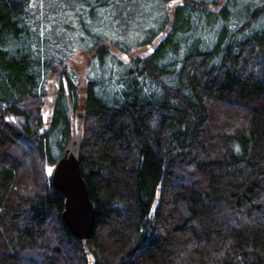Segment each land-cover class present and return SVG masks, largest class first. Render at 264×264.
I'll return each instance as SVG.
<instances>
[{
    "label": "trees",
    "instance_id": "obj_1",
    "mask_svg": "<svg viewBox=\"0 0 264 264\" xmlns=\"http://www.w3.org/2000/svg\"><path fill=\"white\" fill-rule=\"evenodd\" d=\"M169 1L0 0V264H264V0ZM80 104L87 239L49 171Z\"/></svg>",
    "mask_w": 264,
    "mask_h": 264
},
{
    "label": "water",
    "instance_id": "obj_2",
    "mask_svg": "<svg viewBox=\"0 0 264 264\" xmlns=\"http://www.w3.org/2000/svg\"><path fill=\"white\" fill-rule=\"evenodd\" d=\"M148 48L151 49L150 45ZM120 57L126 59L128 56L122 54ZM45 115L44 113V117ZM75 117L77 118L76 134L68 141L62 156L55 163L51 173V183L64 195L61 216L65 227L75 237L87 239L93 228L94 210L79 168L83 111L76 110Z\"/></svg>",
    "mask_w": 264,
    "mask_h": 264
},
{
    "label": "rangeland",
    "instance_id": "obj_3",
    "mask_svg": "<svg viewBox=\"0 0 264 264\" xmlns=\"http://www.w3.org/2000/svg\"><path fill=\"white\" fill-rule=\"evenodd\" d=\"M180 4H181L180 0H170L167 3V7L170 9H173ZM260 24L264 27V20H262L260 22ZM158 41H159L158 39H154L150 43H145V44L141 45L140 47L134 49L131 52L124 53L123 51H121L118 53V55L126 54L128 57H133L136 55L140 56V57H145L148 54H150V51H152V49L158 43ZM148 45H150L151 49L148 48ZM122 61L126 62L127 60H122ZM71 65L75 68L77 74L81 76V80H80L79 84H81V86H84V84H85L84 83V70L86 68V62H84V56L81 55V53L78 51L75 52V54L71 58ZM47 88H48L47 90H48L49 95H51L53 93V91L55 89H57V86H56L55 82L50 80V82H48V84H47ZM76 110H82L83 111L84 109H83L82 105L80 104ZM76 110H74L73 108L71 109V114H72V117L74 119L73 135L76 134V123H77V118L75 117V111ZM81 129H82V127H81ZM52 170H53V166L51 167V172H52Z\"/></svg>",
    "mask_w": 264,
    "mask_h": 264
},
{
    "label": "snow or ice",
    "instance_id": "obj_4",
    "mask_svg": "<svg viewBox=\"0 0 264 264\" xmlns=\"http://www.w3.org/2000/svg\"><path fill=\"white\" fill-rule=\"evenodd\" d=\"M49 171H51V170H49Z\"/></svg>",
    "mask_w": 264,
    "mask_h": 264
}]
</instances>
